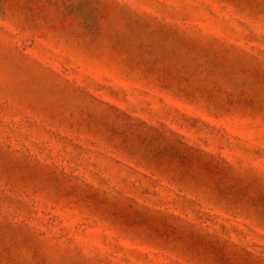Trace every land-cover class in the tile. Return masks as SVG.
I'll return each mask as SVG.
<instances>
[{
    "label": "rangeland",
    "instance_id": "1",
    "mask_svg": "<svg viewBox=\"0 0 264 264\" xmlns=\"http://www.w3.org/2000/svg\"><path fill=\"white\" fill-rule=\"evenodd\" d=\"M0 264H264V0H0Z\"/></svg>",
    "mask_w": 264,
    "mask_h": 264
}]
</instances>
